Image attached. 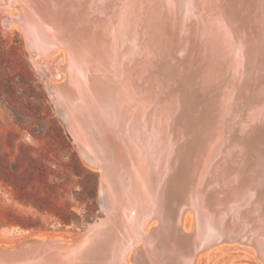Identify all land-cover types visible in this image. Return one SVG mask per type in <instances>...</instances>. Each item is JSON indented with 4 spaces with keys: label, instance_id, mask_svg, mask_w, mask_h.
I'll list each match as a JSON object with an SVG mask.
<instances>
[{
    "label": "bare ground",
    "instance_id": "bare-ground-1",
    "mask_svg": "<svg viewBox=\"0 0 264 264\" xmlns=\"http://www.w3.org/2000/svg\"><path fill=\"white\" fill-rule=\"evenodd\" d=\"M0 16L105 196L83 235L0 247V264H194L223 240L264 264V0H0Z\"/></svg>",
    "mask_w": 264,
    "mask_h": 264
},
{
    "label": "rangeland",
    "instance_id": "rangeland-1",
    "mask_svg": "<svg viewBox=\"0 0 264 264\" xmlns=\"http://www.w3.org/2000/svg\"><path fill=\"white\" fill-rule=\"evenodd\" d=\"M7 23L0 16V245L18 231L70 238L101 217L98 171L81 159L21 32ZM191 225L187 210L181 228ZM195 264L263 263L250 245L223 241Z\"/></svg>",
    "mask_w": 264,
    "mask_h": 264
},
{
    "label": "water",
    "instance_id": "water-1",
    "mask_svg": "<svg viewBox=\"0 0 264 264\" xmlns=\"http://www.w3.org/2000/svg\"><path fill=\"white\" fill-rule=\"evenodd\" d=\"M37 1H41V0H37ZM40 4V3H39ZM185 56V55H184ZM178 59H181V56H179V58ZM46 86V85H45ZM46 89H47V87H46ZM47 91H48V89H47ZM63 121L65 122V125H66V128H67V130H68V132L70 133V131H69V129H68V126H67V123H66V121L64 120V118H63ZM70 135H71V133H70ZM72 136V135H71ZM72 139H73V141H74V138H73V136H72ZM75 143V142H74ZM75 145L77 146V144L75 143ZM77 149H78V153H79V155H80V157H81V159L83 160V162L87 165V166H89L90 168H92V169H95V170H97L98 171V187H99V203H100V208H101V217H99V218H97L94 222H92V223H90V224H88L84 229H82V231H80L76 236H72V237H70V238H61V239H66V240H70V239H76V238H78L79 236H81V235H83L87 230H88V227L89 226H92V224H94L95 222L96 223H99V220H102L104 217L102 216V213H103V211H104V208H103V204H102V202L105 200V196L104 195H101V193H100V186H101V180H102V171H101V169H100V167L99 166H97L96 164L94 165V164H91V163H89L84 157H83V155L81 154V151L79 150V148H78V146H77ZM187 211V210H186ZM158 226V225H157ZM178 229V228H177ZM181 229V228H180ZM15 232H13V234H14ZM16 233H19L18 235H21L22 237L19 239V240H17V241H15L12 245H8V246H4V244H1L0 245V247H12L13 245V247H15V248H17V246H20V245H23V246H25V245H29V244H33V243H35L36 241H37V239H39V238H37V237H35V235H34V233H29V234H24V232L23 231H18V232H16ZM92 233H94V232H92ZM178 233H179V230H178ZM181 234L183 235V233H182V230H181ZM45 237H52V238H54V237H56L55 235H47V236H45ZM41 238H43V237H41ZM57 238H59V237H57ZM223 241H229V240H223ZM223 241H221V242H223ZM235 242H239V241H235ZM240 243V242H239ZM215 244H217V243H214V244H212V245H210V246H208L207 248H209V247H211V246H213V245H215ZM240 244H244V243H240ZM207 248H205V249H198L197 251H195L194 252V254L192 255V261L194 262V260H195V262H196V259H197V256L199 255V254H201L202 252H204ZM18 249V248H17ZM192 262V263H193ZM195 262H194V264H195Z\"/></svg>",
    "mask_w": 264,
    "mask_h": 264
}]
</instances>
